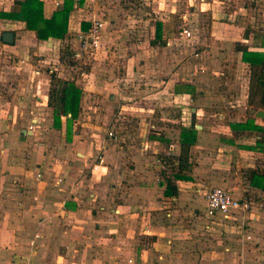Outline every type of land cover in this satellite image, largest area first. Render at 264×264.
Segmentation results:
<instances>
[{"label":"crops","instance_id":"crops-1","mask_svg":"<svg viewBox=\"0 0 264 264\" xmlns=\"http://www.w3.org/2000/svg\"><path fill=\"white\" fill-rule=\"evenodd\" d=\"M22 1L0 0V13ZM38 1L43 19L64 3ZM71 3L63 41L0 19V34H13L0 42V264H264V180L246 176L264 174V131L237 127L251 118L264 129L248 114L256 105L241 62L244 48L264 54V0H157L162 17L145 19L143 39ZM91 20L105 22L98 49L78 54ZM64 43L75 64L60 61ZM51 75L81 91L75 119L60 117L59 128ZM186 133L188 167L174 180L176 163L163 168L155 153L176 162ZM211 187L249 210L205 218Z\"/></svg>","mask_w":264,"mask_h":264},{"label":"trees","instance_id":"trees-1","mask_svg":"<svg viewBox=\"0 0 264 264\" xmlns=\"http://www.w3.org/2000/svg\"><path fill=\"white\" fill-rule=\"evenodd\" d=\"M71 8V2H64L59 11L53 12L49 19H43L41 15V3L38 0H23L22 2H15L11 11L0 13V19L22 22L25 30L33 32L37 40H46L50 38L63 41L67 34V18ZM85 29L86 27L83 26L82 30L85 31ZM157 30L156 27L155 36ZM241 62L248 65L249 77L251 78V82L254 83L251 87L249 86L248 105L252 104L253 93L257 91L259 95L256 106L254 107L264 108V54L247 52L244 48L241 50ZM50 79L53 83H50L51 88L48 91L47 107L52 111L53 127L59 128L60 117H64L67 124L75 119L79 110L78 103L81 91L70 82H58L57 80H54L52 75L50 76ZM253 122V119L248 118L245 120L244 124H238L237 127L240 128L239 130L243 131L258 133L264 131L263 128L255 125ZM193 142V136L188 133L180 136V152L179 156H177L176 164H173V168L177 171L173 176L174 180L184 179L183 176L178 175V172L186 171L188 167L186 164V154L189 146ZM170 168L171 165L169 166V169ZM246 176H249V180L251 179L252 182L251 184L255 187H260L261 181L264 180V174H257L252 170L247 171ZM164 183L165 192L168 195H174L175 189L166 176L164 178Z\"/></svg>","mask_w":264,"mask_h":264},{"label":"rangeland","instance_id":"rangeland-1","mask_svg":"<svg viewBox=\"0 0 264 264\" xmlns=\"http://www.w3.org/2000/svg\"><path fill=\"white\" fill-rule=\"evenodd\" d=\"M9 1V0H8ZM85 2L86 8H88L89 13L92 14H98L100 13V18L108 21V20H114L117 23V27L115 28L116 30H125L124 32L126 33L125 35L127 38H139L143 39V35H145V31H147V24L148 21L152 22V20L157 21L160 17H162V13L157 12L155 10V13L152 12L151 10V5L152 4H157V0H80V4L83 5ZM227 2L231 3V0H227ZM79 3V2H78ZM79 4V5H80ZM84 6V5H83ZM153 9V8H152ZM145 19L148 21L145 22ZM176 24V27L181 26V24L176 20L173 21ZM120 25V27H119ZM119 27V28H118ZM114 30V29H113ZM132 30H135L133 32ZM130 31V34L128 33ZM137 31H144V32H137ZM134 40V39H133ZM67 44L64 43L60 48V53H59V59L61 62L65 64V66L70 65V64H75L71 63V60H69V50ZM4 52L0 48V58L4 57ZM11 62V60H7ZM96 63H102L105 61L100 55H96L95 57ZM107 62V61H106ZM12 64V63H11ZM1 65V63H0ZM77 67L81 71H85L87 68L84 66V64H77ZM75 74V73H73ZM249 81V86L254 85V83L251 82V78L248 77ZM248 86V87H249ZM258 92H254L252 99L254 105H256L257 100H258ZM254 108V106H250V108ZM261 110V109H260ZM155 158L158 161V163L162 164L163 168L174 164L175 162L173 161L172 156L168 155L166 151H162L155 153ZM205 196V194H203ZM202 195V196H203ZM203 233V232H201ZM204 234V233H203ZM208 235V234H207ZM201 241H210L212 240L210 238V235L206 237V235H201L199 238Z\"/></svg>","mask_w":264,"mask_h":264},{"label":"built area","instance_id":"built-area-1","mask_svg":"<svg viewBox=\"0 0 264 264\" xmlns=\"http://www.w3.org/2000/svg\"><path fill=\"white\" fill-rule=\"evenodd\" d=\"M68 1L76 4L79 0H55L54 6L58 7L61 3ZM104 26L105 22L103 20H91L87 29L78 33V54H87L98 49L99 40ZM179 36L184 40H191V32L189 29L182 28L179 32ZM165 46H168V44L165 43ZM75 57L77 58L78 55L76 54ZM107 137H111V134L107 133ZM204 200V216L207 219L214 218L218 215L226 220L236 212H247L250 208L247 201H238L233 198L229 192L219 187L209 188L205 193Z\"/></svg>","mask_w":264,"mask_h":264},{"label":"water","instance_id":"water-1","mask_svg":"<svg viewBox=\"0 0 264 264\" xmlns=\"http://www.w3.org/2000/svg\"><path fill=\"white\" fill-rule=\"evenodd\" d=\"M0 42L5 45H11L13 43V34L10 32H3L0 34ZM250 117H253L259 121L264 122V111L250 108L248 110Z\"/></svg>","mask_w":264,"mask_h":264}]
</instances>
